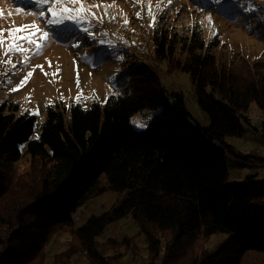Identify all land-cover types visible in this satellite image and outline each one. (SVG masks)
<instances>
[{
    "label": "trees",
    "instance_id": "trees-1",
    "mask_svg": "<svg viewBox=\"0 0 264 264\" xmlns=\"http://www.w3.org/2000/svg\"><path fill=\"white\" fill-rule=\"evenodd\" d=\"M153 42L157 60L190 75L208 125L193 121L184 94L168 92L156 67L141 60L125 64L114 80L117 94L104 103L48 105L38 136L35 115L19 114L13 100L1 103L0 199L9 191L11 166L23 155L42 166L40 179L7 222L10 231L0 233V264L33 261L54 230L72 226L73 213L106 191L123 196L73 229L90 264H110L98 238L130 214L143 230L147 224L171 230L176 242L227 234L217 250L204 249L190 264H239L247 251L264 250V178L251 172L229 179V159L250 154L228 141L244 134L251 103L264 112V78L221 62L218 43L207 41L197 26L180 31L157 25ZM147 108L155 110L152 119L136 127L131 117ZM261 127L264 136V120ZM150 245L157 256L159 240ZM74 253L71 244L52 264H74Z\"/></svg>",
    "mask_w": 264,
    "mask_h": 264
},
{
    "label": "rangeland",
    "instance_id": "rangeland-1",
    "mask_svg": "<svg viewBox=\"0 0 264 264\" xmlns=\"http://www.w3.org/2000/svg\"><path fill=\"white\" fill-rule=\"evenodd\" d=\"M6 1L11 10L4 7L5 13H0V30L5 37L9 35L10 28L33 23L42 31H50V38L42 44L39 54H35V45L30 46L31 50L27 53L29 61L26 64L21 63L24 53L9 54L12 63L17 64L16 69L11 64L0 62V104L13 100L19 104V114L28 112L35 115V136L39 135L46 120L48 105L70 107L73 103H80L87 107L93 101L104 103L110 95L117 94L114 80L122 67L126 68L125 64L133 60L154 65L168 92L177 90L184 94L193 121L208 125L209 118L198 103L190 75L181 70H172L165 61L156 59L153 35L157 25L174 26L180 31L193 26L200 27L207 41L218 43L215 52L221 62L251 71L243 72L250 78H256L257 74L264 78V0H171V3L169 0H83V6L90 13H95V17H103L102 21L91 15L88 17L96 39H92L80 26L72 23L51 26L49 29L46 21L38 15L40 9L35 5V0L29 3H24L23 0ZM250 3L254 9L252 11L246 10ZM65 4L69 8L81 6L79 2L71 4L70 0H65ZM105 5L109 7L106 9ZM18 7L24 11L17 12ZM44 7L46 10L47 5ZM31 10L37 13L33 22L30 21ZM137 12L141 13L140 18L136 17ZM125 19L130 23L125 25ZM35 31L26 28L17 35H28ZM101 39L111 43L101 44ZM77 43L79 46L74 47ZM4 51L0 47V61L8 59ZM38 65H43V70L36 67ZM29 71L33 75L28 82L17 91H12ZM49 74L52 75L54 87L46 93L41 90L43 82L39 80L40 77L47 78ZM9 79L11 83H8ZM77 96H80L78 102ZM154 113L153 109H144L133 114L131 122L140 120L147 126ZM248 117L250 124H245L244 134L228 138L229 143L241 154H250L243 160L229 159L230 180L243 179L251 172L264 178V136L261 127L264 112L256 102L251 103ZM248 158L254 159L248 161ZM41 166L38 160H33L26 154L11 166L10 188L0 199V233L7 234L10 231L7 222L17 211V203L26 197L40 179ZM122 196V193L116 191H106L90 198L73 213V225L54 230L44 249L28 264H52L55 254L66 250L71 244L75 251L72 262L90 264L73 238V229L81 226L91 216L101 215L111 209ZM172 235L171 230H162L153 224H147L143 230L130 214L108 225L98 238V243L103 254L109 257L110 264H190L204 249L215 251L227 238L226 233H219L206 238L199 236L176 242ZM155 240L160 242L157 256L150 245ZM42 255L45 256L42 258ZM239 264H264V250L247 251Z\"/></svg>",
    "mask_w": 264,
    "mask_h": 264
},
{
    "label": "snow or ice",
    "instance_id": "snow-or-ice-1",
    "mask_svg": "<svg viewBox=\"0 0 264 264\" xmlns=\"http://www.w3.org/2000/svg\"><path fill=\"white\" fill-rule=\"evenodd\" d=\"M80 3L79 8H69L65 4V0H35V5L39 7L38 15L41 19L46 21V27H49L51 29V26H59V25H65L66 23H72L74 25L80 26L82 31L86 34H88L92 39H96L95 35L93 34L91 30V24L88 19L89 15L92 17L103 20V17H95V13H90L84 6H83V0H70V3L75 5L77 3ZM169 3H171V0H169ZM45 5H47V9L45 10ZM59 5L60 7H57ZM99 7V5H97ZM109 7L108 5H105V8L107 9ZM248 11L254 10L251 6V3L249 4L248 8L246 9ZM17 12L24 11L23 8H17ZM149 12L151 13V6H149ZM31 15H37L36 12L30 13ZM136 17L140 18L141 13L137 12ZM110 19H115V17H110ZM209 20L211 18L209 17ZM130 21L128 19L124 20V24H129ZM155 23V16L153 15V26ZM88 25V26H85ZM26 28H32L36 31L28 34V35H17V33L23 32ZM9 35L5 37L3 35V31L0 30V47L4 48V55L8 57L6 61H0L6 64H11L13 69L17 68V64L12 63V57L9 55L10 53H24L23 61L21 63L26 64L29 61V55L27 53L30 52L32 45L36 46V53L39 54L42 44L44 42H47L50 38V31H42L39 26L35 23L31 25H23L16 28H10ZM101 44L105 43H111V41H106L104 39H101L99 41ZM25 45H28L26 47ZM79 43L74 45V47H78ZM49 66H51V61H49ZM36 67L41 68L43 70V65H38ZM59 71V68L57 69V72ZM47 74V73H45ZM33 75L32 71H29L26 75L23 76V79H21L20 83L16 85L15 88L12 89V91H17L19 88H22L29 80V78ZM55 75V73H54ZM8 83H11V79L8 80ZM77 83H79V76L77 75ZM80 96H77L76 100L79 101ZM133 124H135L139 128L146 127V124L140 120H133Z\"/></svg>",
    "mask_w": 264,
    "mask_h": 264
},
{
    "label": "bare ground",
    "instance_id": "bare-ground-1",
    "mask_svg": "<svg viewBox=\"0 0 264 264\" xmlns=\"http://www.w3.org/2000/svg\"><path fill=\"white\" fill-rule=\"evenodd\" d=\"M23 1H24V3L25 2H27V3L32 2V0H23ZM90 1L91 0H89V2ZM4 7H8V10L9 11L11 10V6L9 5L8 1H6V0H0V13L2 11L5 13V9H3ZM32 12H36V11L31 10L30 13H32ZM35 16L36 15H31V17H30V21L31 22H33L35 20ZM122 70H123V67H122ZM40 78L41 79L39 80V82H43V84L41 85V90L43 89L46 93L49 92V91H51L52 90L51 87H54L53 84H52L53 83L52 75L49 74L47 78H43V79H42V77H40Z\"/></svg>",
    "mask_w": 264,
    "mask_h": 264
}]
</instances>
